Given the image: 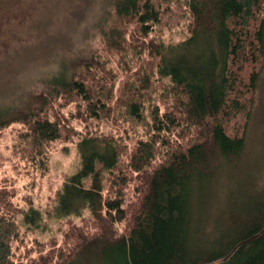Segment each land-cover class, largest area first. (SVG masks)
<instances>
[{"label":"trees","instance_id":"16d2710c","mask_svg":"<svg viewBox=\"0 0 264 264\" xmlns=\"http://www.w3.org/2000/svg\"><path fill=\"white\" fill-rule=\"evenodd\" d=\"M99 4L91 14L87 5L74 13L77 22L64 33L61 53L51 55L56 68L40 85L19 80L0 95H12V102L0 103V129L13 122L25 124L22 137L29 140L30 160H39L44 169L50 142L61 138L65 128L47 114L56 99H78V111L85 116L108 117L115 107L112 85L89 48L96 36L106 48L137 45L134 36H147L148 41H139L148 49L145 60L155 58L157 80L168 78L161 94L170 97L172 105L161 110L151 104L150 123L145 124L152 133L139 139L129 156L126 165L140 182L134 185V210L124 233L113 231L127 206L128 182L118 166L122 148L109 134L81 136L80 166L66 176L47 211L64 217L87 209L97 230L73 232L77 238L71 249L60 250L57 260L43 256L41 264H264V169L257 159L243 165L238 161L247 151L246 131L263 83L264 0H185L190 33L174 43L148 36L162 17L157 0ZM132 21L136 30L128 29ZM51 35L49 42L57 43ZM139 70L135 80L132 76L123 84L117 108L137 122L144 119L143 108L154 93L153 70L144 65ZM192 126L194 141L172 143L171 131L190 133ZM158 141L168 157L148 168ZM12 194L6 186L0 189V264H12L11 243L18 235L15 214L21 211L23 219L35 225L41 218L33 207L14 206Z\"/></svg>","mask_w":264,"mask_h":264},{"label":"rangeland","instance_id":"374dc122","mask_svg":"<svg viewBox=\"0 0 264 264\" xmlns=\"http://www.w3.org/2000/svg\"><path fill=\"white\" fill-rule=\"evenodd\" d=\"M157 4L163 11L162 17L154 24L148 36L166 43H174L187 37L190 33L191 16L185 0H157ZM85 6L91 14L99 9V0H0V95L15 81H28V86L40 85L42 77L55 70L56 63L53 59L57 53H61L60 43L66 39H63L64 33L71 32L70 27L77 22L74 13ZM89 18V15L86 16L79 25L85 24ZM128 26L129 30H136L135 22H130ZM45 29L47 32L42 33ZM51 34L56 36L57 43L49 42ZM126 37H130L129 33ZM133 38L139 45L133 42L122 44L121 47L106 48L97 36L90 40L89 48L99 57V67L106 69L103 73L108 85H112L111 102L112 106H115L114 110L108 117H87L82 110L78 111L81 108L78 99L71 102L63 98L56 99L47 114L51 119H60L65 128L61 138L50 142L44 158V169L40 167L39 160H30L29 140L22 137V132L27 131L25 124L13 122L0 129V189L6 186L12 191L13 194L9 198L14 206L21 207L22 210L33 207L41 213V218L34 220L38 225L26 222L21 211L15 214L18 235L11 243L12 264H41V257L48 255L57 260L60 250L67 251L73 246L77 238L73 232L77 234L79 230H97L96 222L87 209L80 215L69 214L64 217L49 216L47 211L53 206L56 191L62 187L66 176L74 173L80 166L77 142L85 133L112 135L122 148L118 166L121 168L120 174H126L128 182L127 206L124 218L114 222L113 231L121 234L127 230L134 210V201L130 203L134 185L139 184L140 180L126 164L137 141L141 138L147 139L152 133L147 131L145 124L150 123L148 121L151 104L156 103L161 110L172 105L171 98L161 94L162 85L168 78L157 80L154 70L155 58L149 57L146 61L148 49L139 43L142 38L148 41V37L138 33ZM47 46H51V49ZM143 65L148 71L153 70L151 79L154 93L149 101L151 103H147L143 108L144 119L137 122L118 113L117 108L124 89L123 84L126 85L132 76L135 80L136 72ZM152 83L150 82V85ZM259 88L246 131L247 151L238 161L243 165L248 160L257 159V166L264 169V76ZM11 96H0V103L2 100L11 101ZM64 118L68 119V124ZM69 125L70 128L67 129ZM193 129L194 126L189 128L190 133L183 130L180 134L171 131L168 136L173 139V144L178 140L181 144L188 145L197 138ZM229 130H232L231 126ZM161 144V141L157 142L155 156L148 168H154L167 159V150ZM222 177L223 173L219 178ZM262 178L264 180V176ZM107 182L106 180L105 183Z\"/></svg>","mask_w":264,"mask_h":264}]
</instances>
